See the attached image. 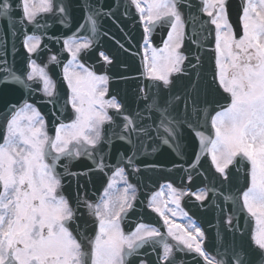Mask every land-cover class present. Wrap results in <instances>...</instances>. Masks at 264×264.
Wrapping results in <instances>:
<instances>
[{
	"label": "snow or ice",
	"instance_id": "snow-or-ice-1",
	"mask_svg": "<svg viewBox=\"0 0 264 264\" xmlns=\"http://www.w3.org/2000/svg\"><path fill=\"white\" fill-rule=\"evenodd\" d=\"M80 7L86 21L81 27L94 36L100 33L101 18L115 15L102 0H81ZM124 7L125 15L134 7L143 25L141 75L151 82L137 86L132 109L116 96L106 98L112 79L107 72L97 74L82 62L93 47L92 39L74 36L63 41V50L71 57L62 66L65 97L32 58L42 45V36L36 33L50 27L48 18L68 23L69 5L64 0H40L39 6L34 0H0V22L7 26L6 33L0 31L3 80L31 94L29 82L38 78L42 103L53 106L55 125V135L50 136L45 117L28 101L12 105L5 115L0 129V264H130L129 258L146 246L153 251L162 248L158 253L162 264H184L177 260V251L195 253L204 264H264V0H244L239 37L229 0H199L198 5L195 0H127ZM200 12L210 20L202 21ZM158 24L170 29L162 47L151 42ZM8 37L22 38L30 69L24 75L8 67ZM209 42H214L215 68L212 82L204 83L202 50ZM100 55L106 65L113 64L112 58ZM51 59L60 65L57 57ZM214 93L220 99H210ZM69 105L71 115L65 117ZM163 145L183 161L174 162L173 168L185 171L189 184L193 174L203 176L204 186L195 192L171 183L167 187L177 209L184 196L194 195L200 207L216 213L212 252L201 227L190 223L185 228L169 219L158 206L159 193L149 206L163 217L175 245L155 227L139 224L131 233L122 228L137 200L129 176L141 171L137 161L149 147L156 152ZM189 145L192 154L185 160ZM113 152L114 165L107 162ZM203 155L211 157V179L199 171ZM80 158L91 166L72 171L69 165ZM106 169L111 178L103 196L93 202L85 185L93 175L107 174ZM242 170L245 188L233 195L230 187L239 182ZM81 178H86L84 184ZM66 179L75 180L74 196L64 194ZM117 183L123 188L114 195ZM165 208L176 215L167 203ZM249 220H254L255 228L246 234ZM138 264L148 261L140 259Z\"/></svg>",
	"mask_w": 264,
	"mask_h": 264
},
{
	"label": "water",
	"instance_id": "water-1",
	"mask_svg": "<svg viewBox=\"0 0 264 264\" xmlns=\"http://www.w3.org/2000/svg\"><path fill=\"white\" fill-rule=\"evenodd\" d=\"M69 5V21L67 24H61L58 21H54L52 18H48V24L50 27L47 30L37 32V35L42 36L41 50L38 55L33 54L32 58L38 60L40 64L47 67L50 73L53 75L57 82V89L61 97L67 95V84L63 81L62 66L69 59L67 52L63 50V41L68 38L86 37L93 40L92 49L83 56L82 61L93 68L97 73L101 74L107 72L111 77L109 84V96H116L117 99L125 104L129 109L134 108L133 93L137 89L138 85H147L151 83L141 73L144 72L143 61V26L139 21V14L136 13L135 8L132 7L131 11L125 15V7L127 0H102L106 7L111 6L115 15L111 18H101L100 20V33L99 35H93L91 32L85 30L81 26L86 23L84 19V12L80 7L81 0H64ZM196 4H199V0H195ZM244 3V0H229V11L232 22H238L240 9ZM18 15V13H16ZM42 16L44 14H41ZM199 17L202 21L207 22L209 17L203 12L199 13ZM190 19V18H189ZM43 23V20L41 21ZM159 27V33L157 39V45L161 46L163 40L167 37V32L170 30L167 25H157ZM0 31L7 32V26L5 23L0 22ZM191 32V28H188ZM107 33V35H105ZM29 35L32 34L29 30ZM21 37H8L7 39V54L6 59L8 61V67L14 70L18 75H24L29 69L27 68L28 60L26 50L21 46ZM117 41L119 43H117ZM211 41V38H210ZM13 44L15 47L13 48ZM123 45V48L120 47ZM105 52L110 58L113 59V64L106 65L105 62L99 57V52ZM54 54L58 56L60 65L57 66L53 61L50 62L49 55ZM0 55H4L0 53ZM203 57V82L211 83L214 74L215 61H214V42H209L202 50ZM121 75L136 77L135 80H122L119 77ZM4 68L0 67V129L4 125L5 115L10 112L11 106H21L24 101L35 103L39 108L47 114L48 129H50V135H55V125L53 123V116L51 112L54 111L51 104L42 103L45 99L41 95V83L29 82L34 91L30 94L29 90L20 87L14 83H5L3 80ZM222 93V89H220ZM227 95V94H224ZM210 99H220V96L214 93ZM65 117L71 114L70 105L65 112ZM59 114V113H57ZM61 117L63 122H68V119ZM60 120L56 121L58 124ZM2 136V133H0ZM2 140H0L1 142ZM120 143V142H118ZM192 154V147H187V155L185 160L189 159ZM117 160V155L113 152L112 157L107 162L114 165ZM183 163L179 160L175 153L166 145L160 146L159 150L153 152L151 147L148 148L147 154L141 156L137 161L141 171L138 174L130 175V179L133 183H142L141 194L146 198L150 196L155 190H157L162 182H171L177 187L190 188L195 190L204 186L203 176H197L193 174L194 178L191 184L185 178V171L179 168H173V163ZM61 164L67 163L61 161ZM145 165H159L157 168H147ZM91 162L86 158H80L77 161L72 162L69 167L72 171L83 170L85 167H90ZM184 168H187V164H184ZM58 171H63V168H58ZM148 171L152 173L151 177L148 175ZM200 172L207 175L209 179L212 178L214 169L211 167V159L208 155H203L201 160ZM107 174L101 173L98 176L93 175L91 182L85 185L87 189V195L91 201L97 202L98 198L106 186L111 171L105 170ZM245 171H241L239 182H234L230 187V191L233 195L239 196L241 190L245 188L244 176ZM86 178H81L80 183L84 184ZM76 193V183L72 179L69 182L68 179L64 181V194L66 196H74ZM83 194V193H81ZM185 209L194 217L197 221L202 223L206 228L208 234L207 249L213 251V240L215 238L216 213L209 208L200 207V202L195 198L188 196L184 199ZM138 214L140 216H138ZM129 217L134 220H130V230L134 228L136 222H154L159 224L156 219L142 210V206L138 205L136 211L129 214ZM138 217V218H137ZM151 217V218H150ZM254 229V220H249L248 230ZM165 239V238H164ZM162 252V248L153 251L150 247H145L138 250V255L134 256L130 264H138L140 258H146L148 264H162L159 261L158 253ZM178 261L182 260L184 264H204L203 260L196 256L195 253L179 252L175 253Z\"/></svg>",
	"mask_w": 264,
	"mask_h": 264
},
{
	"label": "rangeland",
	"instance_id": "rangeland-1",
	"mask_svg": "<svg viewBox=\"0 0 264 264\" xmlns=\"http://www.w3.org/2000/svg\"><path fill=\"white\" fill-rule=\"evenodd\" d=\"M34 2L36 3L37 6L40 5L39 4V0H34ZM149 55H150V53H149ZM113 194L114 195H119V192L116 193V192L113 191ZM164 205H165L164 200L162 198H158V206L161 207V209L165 211V214L170 218L171 217V215H170L171 212L168 211V210L166 211L165 208H164L165 207ZM173 210H175V209H173Z\"/></svg>",
	"mask_w": 264,
	"mask_h": 264
},
{
	"label": "flooded vegetation",
	"instance_id": "flooded-vegetation-1",
	"mask_svg": "<svg viewBox=\"0 0 264 264\" xmlns=\"http://www.w3.org/2000/svg\"><path fill=\"white\" fill-rule=\"evenodd\" d=\"M167 208H168V207H167ZM168 209H170V207H169ZM175 211H176V214H177V215H181V216L183 215L181 209H180V208L177 209L176 206H175ZM174 221H175L177 224H180V225L184 226V218H181V219H175Z\"/></svg>",
	"mask_w": 264,
	"mask_h": 264
}]
</instances>
